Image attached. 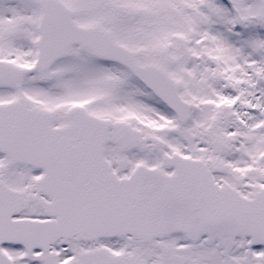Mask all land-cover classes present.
I'll return each mask as SVG.
<instances>
[{
	"label": "snow or ice",
	"instance_id": "snow-or-ice-1",
	"mask_svg": "<svg viewBox=\"0 0 264 264\" xmlns=\"http://www.w3.org/2000/svg\"><path fill=\"white\" fill-rule=\"evenodd\" d=\"M0 264H264V0H0Z\"/></svg>",
	"mask_w": 264,
	"mask_h": 264
}]
</instances>
